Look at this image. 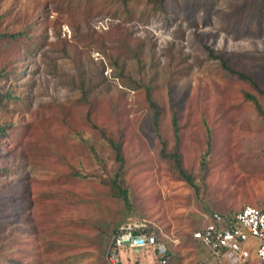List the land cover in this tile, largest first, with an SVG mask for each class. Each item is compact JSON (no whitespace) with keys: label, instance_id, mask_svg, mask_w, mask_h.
<instances>
[{"label":"rangeland","instance_id":"obj_1","mask_svg":"<svg viewBox=\"0 0 264 264\" xmlns=\"http://www.w3.org/2000/svg\"><path fill=\"white\" fill-rule=\"evenodd\" d=\"M0 35V264H107L134 220L160 229L170 264H201L192 234L212 213L263 205L264 116L248 97L264 111V92L221 62L264 90V0H0ZM172 113L195 188L160 156ZM101 133L121 144L128 206L102 182L119 164Z\"/></svg>","mask_w":264,"mask_h":264},{"label":"built area","instance_id":"obj_2","mask_svg":"<svg viewBox=\"0 0 264 264\" xmlns=\"http://www.w3.org/2000/svg\"><path fill=\"white\" fill-rule=\"evenodd\" d=\"M192 238L209 253L210 259L201 264H250L251 253L245 247L250 238L257 241L255 256L264 264V201L260 207L245 206L229 215L212 213L210 221L194 231ZM141 248L153 251L154 264H169L168 248L160 229L145 220L129 221L112 233L105 261L122 264V253Z\"/></svg>","mask_w":264,"mask_h":264},{"label":"trees","instance_id":"obj_3","mask_svg":"<svg viewBox=\"0 0 264 264\" xmlns=\"http://www.w3.org/2000/svg\"><path fill=\"white\" fill-rule=\"evenodd\" d=\"M122 1L125 2L126 0H122ZM148 1L153 3V4H159L160 10H163L165 0H148ZM3 37H4V35H0V40L3 39ZM11 37H15V36L12 35ZM221 63H222V67L224 70H226L227 72H229L231 74H235L241 81L250 84L252 86V88L256 89L259 93L264 92V90H261L257 86V83L253 78H251L250 76H248L245 73L232 70L229 66L226 65V63L224 61H222ZM2 75H3V72L0 71V77ZM9 96H10L9 87H6L5 90H3V91L0 90V102H2V99H9ZM248 98L253 101L257 111L262 116H264V111H262L260 109L259 105L257 104L255 97L249 96ZM146 101H147L151 111L153 112L154 126L157 128V121H158V116H159L160 110H159V107L156 105V103L153 101V99H151L149 89H146ZM171 125H172L173 135L176 139V144L174 145L173 149L169 152L165 150V146L163 145V147L160 151V156L164 159L166 158L168 161H171V163L174 165L177 176L180 179L184 180L186 183H188L190 186L195 188V185L193 183L191 175L182 167V164H181V155L179 153V147H178V142H179L178 131H179V128L177 125V118H176V115L174 113H172ZM1 134H4V128H2V127H0V135ZM101 134H102V138L105 140L107 145L112 150V152L114 154L115 161L118 162V164H119L117 171L111 177H109L107 180H102V182L108 187L109 194L111 196L121 199V201L125 204V206H128L129 205L128 193H127L126 187L123 184V179H122L121 170H120L121 165H122V161H123V158L121 156V144L117 141H114L112 138L105 136L103 133H101ZM202 164H203V162H202ZM168 255L171 256L169 249H168Z\"/></svg>","mask_w":264,"mask_h":264},{"label":"crops","instance_id":"obj_4","mask_svg":"<svg viewBox=\"0 0 264 264\" xmlns=\"http://www.w3.org/2000/svg\"><path fill=\"white\" fill-rule=\"evenodd\" d=\"M142 249H146L147 251H150V253L152 254V256H151L152 257L151 262H152V264H154V262H153V251L151 249H149V248H142ZM169 264H170V259H169Z\"/></svg>","mask_w":264,"mask_h":264}]
</instances>
